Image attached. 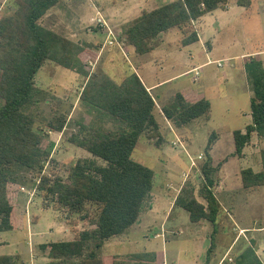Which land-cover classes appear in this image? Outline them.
Returning a JSON list of instances; mask_svg holds the SVG:
<instances>
[{
	"label": "trees",
	"instance_id": "trees-1",
	"mask_svg": "<svg viewBox=\"0 0 264 264\" xmlns=\"http://www.w3.org/2000/svg\"><path fill=\"white\" fill-rule=\"evenodd\" d=\"M0 11V232L11 231L15 223V198L12 188L23 182L24 173L36 180L37 197L67 218L78 216L71 223L84 222L75 229L71 240L42 245L47 262L41 264H155L151 253L105 256L103 245L114 237L126 235L140 218L141 209L153 187L152 169L137 163L133 153L144 139L155 146L161 117L172 129L181 131L194 120H209L211 104L206 99L194 100L175 94L157 108L138 76L129 68L125 77L115 80L96 66L87 71L83 58L86 45L75 44L65 35L42 25L44 17L58 0H7ZM228 0H172L125 24L121 39L138 55L153 50L155 39L176 29L182 35L180 45L198 41L193 23L217 9ZM93 55V54H92ZM45 62L76 73L84 79L79 103L96 122L79 123L70 144L89 153L92 159L78 160L65 167V174L55 172L57 163L51 156L49 133L61 134L67 126L62 114L63 98L51 90L37 87L36 75ZM244 72L251 91L252 124L244 131H234L235 155L240 157L252 135L264 139V66L259 56L244 60ZM108 125L112 129L108 128ZM216 133L210 135L206 152L212 149ZM261 170L244 169L240 181L244 189L264 187V151L259 155ZM97 160H102L101 165ZM52 163L53 169L46 172ZM54 164V165H53ZM214 173L210 157L201 167L199 193L204 204L197 201L190 189L176 200L188 213L191 223L207 221L213 228L211 246L204 264H209L214 248V235L223 211L212 194ZM17 256H0V264H18ZM234 264H262L251 246L234 257Z\"/></svg>",
	"mask_w": 264,
	"mask_h": 264
},
{
	"label": "rangeland",
	"instance_id": "rangeland-1",
	"mask_svg": "<svg viewBox=\"0 0 264 264\" xmlns=\"http://www.w3.org/2000/svg\"><path fill=\"white\" fill-rule=\"evenodd\" d=\"M59 1L58 9L56 7V10H59L56 13L58 18L56 31L62 29L63 33L73 41L94 44L98 43L97 41H101L100 34L103 35L102 33H99L98 37L95 36L94 38L92 33L86 32L88 25H90L88 22L89 18L95 16V7L100 5V0ZM228 1L230 3L229 10L223 11L226 14L212 25L215 29L209 31L210 35L204 36L207 37L206 40L212 46L209 50L201 48L199 43L182 48L180 46L182 35L175 29L168 32L164 39L165 42L169 43L167 50L158 48L151 54L136 55L140 60L139 63L134 62L131 58L127 59L130 65L137 70L138 75L143 79L145 78V81L146 79L149 82L171 79L155 92L159 97L162 96V98H159L161 99L160 104L177 93L188 97L190 95L197 97L198 90H200L199 94H203L207 100L211 101L212 109L208 121L203 118L196 119L187 125L185 129L178 132L159 119V136L163 140L162 143L159 146H155L154 141L156 139L152 143L144 139L139 141L133 153V159L137 163L152 169L156 182H163L170 174H172L171 179L173 181L179 182L182 180V173L185 174L186 171H189L187 172V179H183L186 183L192 184L193 188L197 187L198 193L202 183L201 167L205 163V157L202 155L197 160V156L205 154L206 146L212 133L218 135L213 154L215 156L229 157L228 164L218 174V178L225 177L223 188L226 186L239 187V171L253 168V163L249 159L232 157V153L235 150L233 132L243 129L245 123H249L243 115H239L240 109L249 110V100L245 97L243 59L245 60L248 56L251 58L259 56L264 66V0ZM103 2L105 5H111L112 0H103ZM121 2L123 1L116 0V6L107 8L106 12L118 11L122 7ZM134 2L136 4L138 2L142 3L143 0ZM90 4L95 6L91 7ZM7 5V0H0V11H3ZM144 9L149 11L153 8L145 6ZM218 13L220 14L221 11L219 10ZM207 23L211 24V22ZM69 31L77 33L74 36L76 39L70 37ZM109 44H114V40L112 43L109 41ZM109 49L114 52L112 48L108 47L107 50ZM129 49L134 56L133 49ZM160 56H164L161 61L157 60ZM101 60L97 64L100 68H102ZM207 61H218L222 67H217L216 64L218 62H213L206 67L184 74L193 66ZM124 62L122 55L114 59L117 69L119 65V69L124 70L127 66ZM102 63L103 65L107 64V69L109 68L105 57ZM89 66H87V71L89 72L96 67ZM235 66H238L236 68L242 67L237 70L234 68ZM180 74L182 75L180 76ZM228 74L236 78L234 84L237 96L234 98L229 97L234 87L223 80V77ZM35 81L37 87L51 90L50 94L52 96L63 98L61 112L67 115V126L61 134L49 133L47 140L52 145L51 156L57 163L54 171L64 176L65 167L74 164L78 160L93 158L89 153L74 147L69 142L70 136L79 131V123L82 121L85 124L96 122L94 115L86 114L84 106L77 101L79 100L78 93H80L78 90H80L84 80H77L76 74L72 71L63 69L52 62H45L38 71ZM1 105H3V101L0 99ZM108 128L112 129L110 125H108ZM176 138L181 139L182 144L177 142L176 146L173 143ZM253 142H258V138L255 137ZM260 149L264 150V147L260 146L255 149V152H260ZM189 157L195 161V166L191 167V170ZM97 162L101 165L105 164L102 160H97ZM52 169L51 163L47 167L46 172H50ZM23 177V182L14 186L12 191L16 195L15 202L17 206L21 205L25 209L26 224L21 222V215L18 214V227L15 230L0 232V256H17L19 257L17 259L18 264H40L45 254V251L41 249L42 245L59 240H70L76 233L73 231L74 228L82 230L87 226L84 222H79L77 225L71 223L72 220H78V216L67 218L65 212L56 211L52 207L47 208L43 201L37 197L34 189L37 181L28 173H24ZM190 178L192 181H190ZM22 194L25 195L26 199L21 196ZM249 195L250 211L240 209L241 213L247 212L248 215L246 216L249 218L245 222L238 224V209L231 214L230 218L235 222V226H232L229 222V226L220 230L224 232V235H219L220 233L217 235L216 233L214 236V248L209 257L210 264H217L223 258L241 227L246 228L252 225L254 221L257 223L256 227L264 225V189L260 193H249ZM167 201L169 202L168 199L163 201L165 209H167ZM162 210H159V212L161 213ZM176 212L182 214L176 224L181 234L166 236L162 241L159 239L158 241L148 242L144 239V233L140 234L138 231L140 235L134 236V239L130 233L139 230L138 221L132 226L127 233L128 235L116 239L109 245L104 244L101 253L103 255L121 256L164 251L167 264H204L211 244L207 233L212 232L213 228L208 225L207 229H204V227L191 223L188 214L182 209L175 208L171 214L172 219ZM36 217H38L37 223H35ZM249 236L255 239V242H251L255 253L261 259H264V230L260 233L252 234V236L249 234ZM165 242H167L166 245ZM248 245L242 238L229 253L231 261H228L227 255L221 264H234V257L244 251Z\"/></svg>",
	"mask_w": 264,
	"mask_h": 264
},
{
	"label": "crops",
	"instance_id": "crops-1",
	"mask_svg": "<svg viewBox=\"0 0 264 264\" xmlns=\"http://www.w3.org/2000/svg\"><path fill=\"white\" fill-rule=\"evenodd\" d=\"M122 1H123V2H121L122 7L119 8L118 11H111V13L106 12L107 8H109L111 6L112 7L116 6V0H112L111 5H105L103 0H100L99 1L100 5H96L95 16L89 18L88 22L90 25H88V28L86 29V32L92 33V36L94 38H95V36L98 37L99 33L103 34V35L100 34L101 41H97L98 43H96V44L87 43V42L85 43V42H81V41H73L67 35H65L63 33L62 29H59V31H56L55 28H57V22H58V18H57L56 13L59 12V10H56V7L60 3L59 0H58V4L55 7H53L48 12V14L44 17V19L42 21V25L48 29H51L53 31H56V32H59V33L65 35L69 40H71L75 44L86 45L85 51L82 55L83 58L90 57V59L86 62V65L87 66L90 65L89 67L94 68L95 66H97V64H99V62L102 58V60H101L102 66L101 67H102L103 71L105 73H107L109 76H111L112 78H114L115 80L119 81L122 78H124L125 75L123 73L126 70V68H129V70L131 72L135 73L138 76V78L141 80V82L143 83L147 92L152 96L157 108L159 109L164 104H166L174 95L172 97H170L169 99H167L164 103L160 104L161 99H159V98H162V96L159 97L155 92L158 89H160L161 87H163L162 85L164 83L168 82L171 79L169 78V79H163L161 81L155 80V81L149 82L148 79H146V81H145V78L143 79L141 76H139L137 73V70H135L130 65V63L127 61L128 58H131L134 60V62L139 63L140 60H139L138 56H136L138 54L135 53L134 49L131 46H128L124 43L123 39H121V33H122V30H123V27L125 24H127L130 21L138 18L142 14L143 11H146L144 9L145 6H150V8H153V9L149 10V11H152V10L160 7L161 3H163V5H165V4L170 3L172 0H143L142 3L138 2L137 4L134 2L137 0H122ZM90 6L94 7L95 5L90 4ZM226 6L227 7H224L223 9H217V10H215L209 14H206L205 16L201 17L199 20H197L193 23V28H194L195 32L197 33V36H198V41L196 43H199L201 45V48H204V50L205 49L209 50L212 47L210 42L208 40H206L207 37H204V36L209 34V31H212V29H215L214 27H212V25L214 23H216L218 21V19H222L223 15L226 14V12H223V11L229 10V6H230L229 1H228ZM57 9H58V7H57ZM219 10L221 11L220 14L218 13ZM149 11H147V12H149ZM207 22H209V23L211 22V24H208ZM206 23H207V25H206ZM173 30H175V29H173ZM68 33L71 34L70 35L71 38L76 39V37H74L75 34H77L75 31H69ZM109 33L112 34V36H110ZM167 33H162L155 39L154 44H153V50L148 54L155 52L158 48H161L162 50H167V47H169V43L165 42V40H164ZM113 40H114V44H109V41L112 43ZM196 43H193L191 45H194ZM191 45H188V46H181L180 45V46L182 48H185V47H189ZM108 47L112 48L114 52H112L111 49L107 50ZM129 48L133 49V51L135 53L134 56L131 53V50ZM119 55H122V57L125 61L124 64H127V66L125 67L124 70L119 69V65H118V69H117V64H114V59L116 57H118ZM104 57L107 59L108 66H109L108 69H107V64L103 65V63H102ZM163 57L164 56H160L157 60L161 61V58H163ZM213 62H218V61H207V62L201 63L197 66L195 65L191 69H189V71H187L184 74L196 71L197 69L202 68V67H206L210 63H213ZM242 64H243V70H244V59H243ZM221 67H222V65H221ZM236 67H238V66H235L234 68L239 70L242 66L240 68H236ZM181 75L182 74H180V76ZM76 76H77V80H79V79L84 80L83 78H79V76L77 74H76ZM235 79L236 78L231 74L225 75L223 77L224 82L230 83L234 87V89H232V93L229 94L230 98H234L235 96H237V91L235 90V84H234ZM83 82H82V86H81L80 90H78L79 92H81V90H82ZM194 82H196V80H194ZM244 83H245V95H246L245 97L248 98V100H249V110L245 111L244 109L243 110L240 109L239 115H243V117L245 119H247L248 120L247 122H249V123H245L243 129L236 130V131H244L247 126L252 124V118H251V113H250L251 91H250L249 84H248L247 79H246V75H245V82ZM198 92H200V90L197 91V97L192 96V95H190L189 97L193 98L195 101L201 100V99H206L203 94L201 95ZM78 95H80V93H78ZM208 101L211 102L210 100H208ZM211 109H212V106H211ZM225 113H227V111H225ZM210 115H211V112H210ZM158 118L160 120H162L163 122H165L166 124L170 125V123H168L166 120H164L160 114H159ZM206 121H208V120H206ZM170 127H171V125H170ZM255 137H257V136L252 135L249 144L243 149L242 155L240 157L235 155V150L232 153V157L239 158V159H244V158L249 159V161H251V163H253V168H248V169H251L254 172H259L261 170L259 155H260V152L264 151V150L260 149V152H255V149H258L260 146H262V148L264 147V139L257 137L258 142L254 143L253 141H254ZM217 139H218V135H217L216 140ZM180 140L176 138V141H174L173 143L175 145L177 144V142L180 144L182 142V140L181 141ZM216 140L214 141L212 149L210 151H208V153L205 151V154H199L197 156V160L199 158H201L203 155L205 157V162H206L207 161V155H208L210 157V162L212 164V167L214 169L216 168V173H214V177H213L215 184H214V187L212 188V194L215 197V199L217 200V202L219 203V205L223 211V214L221 215V218H220L221 220L218 223V225H219L218 229L219 230L217 231V235H218V233H220L219 235H224V232H222L220 230L226 226H229V222L232 226H235V222L233 220H231L230 216L236 209H238L237 211L239 212L237 214V216L239 218L237 221L238 224L240 222H245L246 219L249 218L248 216H246V215H248V213L247 212L241 213L240 209H242V210L247 209L250 211L249 207H251V206L248 203V201L250 200V198H248V196H250L249 193H260V191H262V189H264V187H260L257 189H244V188H242L241 181H240L239 187L232 188V187L226 186L223 188V183H224L225 177L223 176V177L218 178V174L221 171V169L225 168L226 164H228V162H229L228 158L229 157L215 156L213 154V148L215 146ZM233 144H234V140H233ZM250 148H252V149H250ZM234 149H235V145H234ZM249 155H250V158H249ZM87 159H91V158H87ZM192 161H193V159L189 157L190 170L192 169L191 168V162ZM193 162H195V161H193ZM242 170H244V169H241L238 173L239 179H240V172ZM187 172H189V171H186L185 174H188ZM183 175H184V173H182V180L179 182L173 181L171 179L172 174H170L167 177V179H165L163 182H159V181L156 182L155 179L153 178L152 190L149 193L147 200L143 204V207L141 209L140 218L138 220L139 221V223H138L139 224V230H135V231H132L130 233L132 238L135 239L134 236H138V235L144 233V239L147 240L148 242H151V241H158L159 239L162 241V240H164V238H166V236L181 234V231L178 230V227L176 224L179 222L182 214L179 212H176L174 214L173 219H172V215H171L172 212L175 210V208L182 209L179 206H177V204H176L177 198L179 196L183 195V193H185V189H190L193 192V195L197 199V201L204 204V200L200 196L199 189H198V193H197V187L193 188L192 184H190L189 182L186 183L185 180L183 179ZM190 181H192L191 178H190ZM257 195H260V194H257ZM13 196H14V198H16V195L14 192H13ZM21 196L24 199H26L24 194H22ZM165 199L169 200V202L167 201V203H168L167 209H165L164 208L165 205H163L164 204L163 201ZM261 207H262V205H261ZM159 210H162L161 213L159 212ZM24 212H25V209L23 207H21V205L17 206V204H16V208H15L16 227H15V229L18 227V225H17L18 214L21 215V222L26 224L27 218H26ZM37 222H38V217H36L35 223H37ZM193 224H196L197 226L204 227V229H207L208 225H210V227H212L211 224L207 221H201L199 223H193ZM256 224H257L256 221H254L252 225H250L246 228L241 227L239 229V231H238L237 235L235 236V238L233 239L231 245L226 250L223 258L217 264H221L222 260H224L225 256H227V255H228L227 259H231L229 257L230 251L234 249V247L236 246L238 241H240L242 238L245 240V242H247L249 244L247 246V248L245 247L246 249H248L251 246L253 247L251 242H255V239L253 237H250L249 234H251V236H252V234H257V233H260L264 230V225L256 227ZM131 228H130V230H131ZM75 229L73 231H75ZM153 230H154V232H153ZM138 231L140 232V234L138 233ZM212 234H213V231L210 233H207L209 240H211L210 238H211ZM126 235H128V234H126ZM126 235H123V237ZM121 237L122 236L114 237V238L110 239L109 241H107L105 244L109 245L113 241H115L116 239H119ZM48 243H50V242H48ZM166 243L167 242H165V245H166ZM210 246H211V244H210ZM244 251L240 252V254H242ZM150 253L155 255V258H156L155 264H167L166 263V255H165L164 251H162L160 253H156V252H150ZM126 255H130V254H126ZM126 255H121L119 257H123ZM46 256H47V252H45L44 258H42L43 261H40L41 263L47 262ZM105 256H116V255H105ZM257 256H258V254H257ZM258 258L260 259L261 263L264 264V259H261L259 256H258ZM206 259H207V257H206ZM205 262H206V260H205Z\"/></svg>",
	"mask_w": 264,
	"mask_h": 264
},
{
	"label": "built area",
	"instance_id": "built-area-1",
	"mask_svg": "<svg viewBox=\"0 0 264 264\" xmlns=\"http://www.w3.org/2000/svg\"><path fill=\"white\" fill-rule=\"evenodd\" d=\"M111 35H112V34H110V36H111ZM217 66H218V67H221V64L218 62V63H217ZM199 159H200V158H199ZM193 166H195V163L192 161V162H191V167H193ZM187 177H188V174H184V175H183V178H184V179H187ZM228 261H231V259H228Z\"/></svg>",
	"mask_w": 264,
	"mask_h": 264
}]
</instances>
